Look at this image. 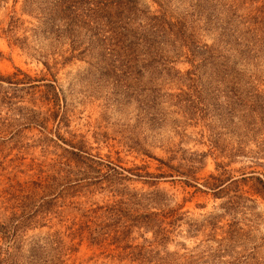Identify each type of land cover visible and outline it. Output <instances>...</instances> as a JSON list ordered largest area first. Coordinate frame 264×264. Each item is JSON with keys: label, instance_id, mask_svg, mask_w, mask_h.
<instances>
[{"label": "rangeland", "instance_id": "1", "mask_svg": "<svg viewBox=\"0 0 264 264\" xmlns=\"http://www.w3.org/2000/svg\"><path fill=\"white\" fill-rule=\"evenodd\" d=\"M0 0V264H264V0Z\"/></svg>", "mask_w": 264, "mask_h": 264}, {"label": "trees", "instance_id": "2", "mask_svg": "<svg viewBox=\"0 0 264 264\" xmlns=\"http://www.w3.org/2000/svg\"><path fill=\"white\" fill-rule=\"evenodd\" d=\"M76 4L78 1L75 0H57V4L50 11V17L56 19L57 15H61L69 19L66 14L68 11L72 13L71 10L75 8Z\"/></svg>", "mask_w": 264, "mask_h": 264}]
</instances>
